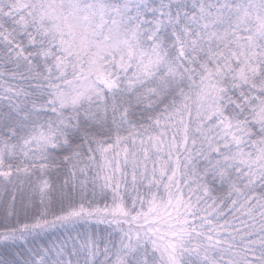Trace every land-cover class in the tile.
Returning a JSON list of instances; mask_svg holds the SVG:
<instances>
[{
	"label": "snow or ice",
	"instance_id": "1",
	"mask_svg": "<svg viewBox=\"0 0 264 264\" xmlns=\"http://www.w3.org/2000/svg\"><path fill=\"white\" fill-rule=\"evenodd\" d=\"M0 264H264V0H0Z\"/></svg>",
	"mask_w": 264,
	"mask_h": 264
}]
</instances>
